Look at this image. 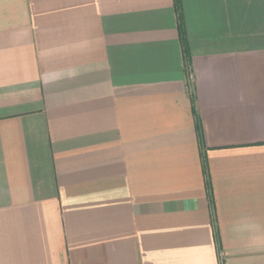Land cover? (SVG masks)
Segmentation results:
<instances>
[{
	"label": "crops",
	"instance_id": "obj_1",
	"mask_svg": "<svg viewBox=\"0 0 264 264\" xmlns=\"http://www.w3.org/2000/svg\"><path fill=\"white\" fill-rule=\"evenodd\" d=\"M0 264H264V0H0Z\"/></svg>",
	"mask_w": 264,
	"mask_h": 264
}]
</instances>
